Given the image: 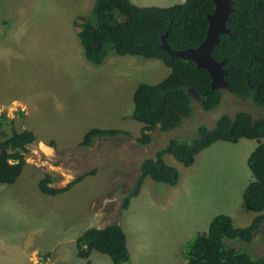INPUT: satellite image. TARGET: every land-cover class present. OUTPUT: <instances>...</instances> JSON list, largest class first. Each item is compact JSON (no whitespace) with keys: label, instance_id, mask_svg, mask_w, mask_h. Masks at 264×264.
<instances>
[{"label":"rangeland","instance_id":"1","mask_svg":"<svg viewBox=\"0 0 264 264\" xmlns=\"http://www.w3.org/2000/svg\"><path fill=\"white\" fill-rule=\"evenodd\" d=\"M130 1L139 6L178 2ZM94 2L0 0V107L7 105L0 115L11 120H3L0 129H29L43 140L27 145L18 179L0 183V264H111L99 251L91 252L89 262L78 257L75 243L86 228L111 222L125 232L128 264H159L157 260L167 259L168 245L185 243L206 230L214 215L224 213L240 227L257 214L242 199L252 180L247 157L257 144L250 138L215 141L189 166L165 153L164 162L179 170L178 184L146 176L139 193L121 210L142 160L154 156L169 138L189 140L199 123L212 127L221 114L241 109L257 117L259 109L223 89L215 109L204 111L195 100L194 114L183 125L170 131L157 128L149 144L138 143L143 125L131 118L133 91L140 82L160 81L170 67L159 59L114 52L100 65L87 61L74 20H92ZM92 127L120 128L131 136L102 137L91 146H79ZM90 169L93 175L65 191L46 194L38 188L45 173L52 185L62 187ZM225 241L262 255L264 222L250 242Z\"/></svg>","mask_w":264,"mask_h":264},{"label":"trees","instance_id":"2","mask_svg":"<svg viewBox=\"0 0 264 264\" xmlns=\"http://www.w3.org/2000/svg\"><path fill=\"white\" fill-rule=\"evenodd\" d=\"M232 1L234 10L226 21L228 33L220 34L211 56L225 61L228 92L259 109L257 117L244 109L233 114L223 113L212 127L199 123L189 140L169 138L154 156L142 160L140 175L121 203V210L128 207L146 176L157 182L177 184L179 170L164 162L165 153L189 166L201 150L215 141L255 139L257 144L247 157L252 180L244 187L242 199L247 208L257 214L248 225L240 227L234 226L224 213L214 215L206 230L195 232L183 243L181 254L186 264H264V254L252 255L225 241L250 242L264 222V213H261L264 210V0ZM213 9V0H183L169 6H139L130 0H95L92 20L84 16L74 20L84 58L90 63L100 65L114 52L121 56L159 59L170 67L169 74L160 81L140 82L133 91L131 118L143 125L140 136L135 138L138 143L149 144L151 132L157 128L170 131L183 125L194 114L195 100L204 111H211L220 104L224 88H211L206 69L197 67L192 60L172 57L159 47L162 36L174 50L197 46L206 35L207 16ZM191 92L199 98L195 99ZM3 120L11 122L4 114L0 115V124ZM119 135L131 136L129 131L120 128L92 127L78 145L88 147L97 138ZM35 139L29 129L18 131L9 127V133L0 129V183L13 184L18 179L26 164L27 145ZM94 172V169L83 171L62 187L52 185L50 174L45 173L38 181V188L43 193L56 194ZM75 243L76 255L83 259L88 260L92 251H99L109 256L111 264L130 261L125 232L117 223L88 227L76 237Z\"/></svg>","mask_w":264,"mask_h":264},{"label":"water","instance_id":"3","mask_svg":"<svg viewBox=\"0 0 264 264\" xmlns=\"http://www.w3.org/2000/svg\"><path fill=\"white\" fill-rule=\"evenodd\" d=\"M214 9L208 14V27L204 39L195 47H189L182 50L171 49L165 42L164 36L159 47L166 50L168 55L172 57H180L184 60H192L197 67L204 68L210 75L211 88L227 89L228 84L225 75L228 69L224 67L225 61L222 59L217 61L212 58L211 51L214 44L219 40L221 33H228L226 21L229 14L234 10L232 0H213ZM250 87H253L250 84ZM191 95L198 99L199 96L194 92ZM159 125V124H158Z\"/></svg>","mask_w":264,"mask_h":264},{"label":"crops","instance_id":"4","mask_svg":"<svg viewBox=\"0 0 264 264\" xmlns=\"http://www.w3.org/2000/svg\"><path fill=\"white\" fill-rule=\"evenodd\" d=\"M180 2H183V0H178V2H176V3H180ZM172 4H175V3H172ZM172 4H169V5H172ZM169 5H167V6H169ZM6 106L7 105H1L2 108L3 107H6ZM21 106H23V105H21ZM35 136H36V134H35ZM38 139H39V143L43 144V140H41L40 138H38L36 136V139L35 140H38ZM176 185H174V186H176ZM202 231H204V230H202ZM182 245H183V243H181V244L177 243V244H173V245H168V248L169 249L166 250V254H165V256L167 257V259L157 260L159 262V264H186L185 259L181 256V247H182Z\"/></svg>","mask_w":264,"mask_h":264}]
</instances>
